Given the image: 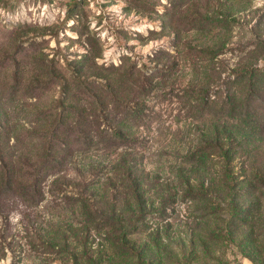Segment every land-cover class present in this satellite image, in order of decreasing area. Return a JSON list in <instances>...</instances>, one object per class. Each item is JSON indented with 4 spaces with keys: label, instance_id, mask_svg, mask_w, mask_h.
<instances>
[{
    "label": "rangeland",
    "instance_id": "374dc122",
    "mask_svg": "<svg viewBox=\"0 0 264 264\" xmlns=\"http://www.w3.org/2000/svg\"><path fill=\"white\" fill-rule=\"evenodd\" d=\"M0 264H264V0H0Z\"/></svg>",
    "mask_w": 264,
    "mask_h": 264
},
{
    "label": "trees",
    "instance_id": "16d2710c",
    "mask_svg": "<svg viewBox=\"0 0 264 264\" xmlns=\"http://www.w3.org/2000/svg\"><path fill=\"white\" fill-rule=\"evenodd\" d=\"M120 137H121V134H120ZM207 147H209V146H207ZM207 147H206V148H207ZM220 176H221L222 178L224 177V179L221 180L222 183H224V184H226V185L228 186V179H227L226 171H222V173H221ZM207 188H208V185L206 184L205 189L208 190ZM202 189H203V188H202Z\"/></svg>",
    "mask_w": 264,
    "mask_h": 264
}]
</instances>
